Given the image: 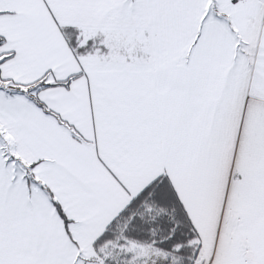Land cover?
Segmentation results:
<instances>
[{
    "label": "snow or ice",
    "instance_id": "obj_1",
    "mask_svg": "<svg viewBox=\"0 0 264 264\" xmlns=\"http://www.w3.org/2000/svg\"><path fill=\"white\" fill-rule=\"evenodd\" d=\"M0 264H264V0H0Z\"/></svg>",
    "mask_w": 264,
    "mask_h": 264
}]
</instances>
